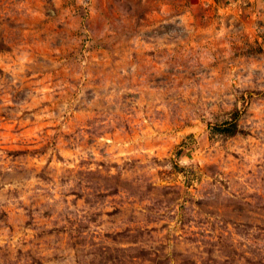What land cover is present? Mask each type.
I'll list each match as a JSON object with an SVG mask.
<instances>
[{
  "label": "rangeland",
  "instance_id": "rangeland-1",
  "mask_svg": "<svg viewBox=\"0 0 264 264\" xmlns=\"http://www.w3.org/2000/svg\"><path fill=\"white\" fill-rule=\"evenodd\" d=\"M0 264H264V0H0Z\"/></svg>",
  "mask_w": 264,
  "mask_h": 264
}]
</instances>
